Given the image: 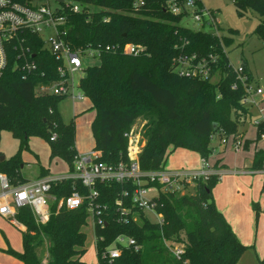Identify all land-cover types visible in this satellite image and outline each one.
Wrapping results in <instances>:
<instances>
[{
    "label": "trees",
    "instance_id": "obj_1",
    "mask_svg": "<svg viewBox=\"0 0 264 264\" xmlns=\"http://www.w3.org/2000/svg\"><path fill=\"white\" fill-rule=\"evenodd\" d=\"M28 3L30 0H16ZM82 10L64 9L65 25L62 39L72 50L101 48L98 63L86 66L78 81V89L96 111L90 129L98 160L117 165L127 162V137L133 124L141 121L139 167L157 170L167 157L169 147L184 148L207 158L212 152L211 140L234 134L239 115L249 114L240 103L244 91L236 82L235 74L222 54L220 42L229 48L235 29L221 30L220 37L204 31H193L181 26V14L174 15L165 9L167 0H76ZM182 2L184 0H176ZM238 16L254 12L259 22L254 29L264 40V0H231ZM200 7V0H194ZM88 6L98 8L88 11ZM29 59L34 69L29 73L16 68L19 63L16 50H7V66L0 79V129L8 130L18 142V149L7 160L0 161V172H5L13 183L22 182L19 174L20 151L27 146L30 136L43 137L49 147L50 158H60L68 169L76 156L74 148L75 127L63 124L56 110L63 96L49 93L35 94L37 84L47 85L57 81L60 62L50 53L40 38L28 35ZM125 43L141 45L144 52L136 56L115 50L105 51V45L122 46ZM183 45L185 52L207 54L213 52L219 61L214 70L221 78L217 82L180 77L173 73L171 60L177 54L176 46ZM251 72L244 61L240 63ZM56 134L51 141L50 135ZM258 138V129H256ZM247 140L244 141V147ZM1 155V152H0ZM253 169L264 168V151L253 155ZM218 175L197 180L192 192H161L155 210L160 222H152L142 212H131L126 222L120 219L116 201L129 207V197L123 189L130 184L98 183V205L103 225H95V252L98 264H236L246 249L222 215L217 211L211 190ZM74 186V187H73ZM75 188L80 193L86 189L67 180L52 185L51 192L60 198L68 196ZM255 211L258 204L253 203ZM88 201L74 209L51 205L45 224L36 223L30 209H18L16 220L25 226L22 232V252H7L22 264H85L81 260L86 252ZM132 237L139 246L122 247L118 257L109 260L102 252L118 235ZM48 241V257L44 262L36 248ZM178 246L182 253L176 258L171 247ZM264 264V257L259 260Z\"/></svg>",
    "mask_w": 264,
    "mask_h": 264
},
{
    "label": "built area",
    "instance_id": "obj_2",
    "mask_svg": "<svg viewBox=\"0 0 264 264\" xmlns=\"http://www.w3.org/2000/svg\"><path fill=\"white\" fill-rule=\"evenodd\" d=\"M54 1L61 6L50 8V0H30L28 3L0 0V79L7 66V50L10 47H14L19 60V63L15 65L16 68L27 73L34 69V62L29 59L30 48L27 45V37L36 35L41 39L44 48H47L60 62V65L57 67L59 79L47 85L37 84L34 89L35 94L49 93L63 97L70 95L72 100L84 99L80 90L75 95L69 90L72 87L70 75L76 71H83L86 60L98 61L101 48H92L88 45L85 48L72 50L62 39L63 27L66 22L64 9L68 8L72 12H78L82 10V5H68L64 3L65 0ZM136 5L142 6L143 1H138ZM165 9L171 14H181L182 17L191 18L194 25L197 26L196 29L191 30L204 31L220 37L221 29L214 10L205 9L202 5L199 7L194 0H184L181 3L176 0H167ZM42 34H45L46 38L42 37ZM45 42L48 43V47L45 46ZM176 47L178 52L171 60L173 73L180 77L211 82H217L221 78L218 70H214L219 61L217 54L209 52L201 55L196 52H185L183 45ZM116 48H120L121 52L132 56L144 52L143 46L133 43H125L120 47L110 45L103 47L105 51ZM220 48L228 60V48L222 42H220ZM228 66L231 67L236 79V82L230 87L235 89L239 83L244 91L240 103L248 109L249 114L251 106H255L258 113L261 114V118L254 121L253 125L255 129H258V139L264 140V105H262L264 104V89L254 85L252 74L249 75L241 64L233 66L228 60ZM247 115H239L238 124L240 121L243 122ZM124 135L128 139L126 148L128 161L119 162L114 166L99 161V152L92 149L84 154H76L72 169L63 174L13 183L6 174L0 173V215L16 224L18 209L28 207L36 223L45 224L49 218L52 204L56 203V210L63 206L67 209H74L79 207L83 201H88V213L94 228L95 225H103L98 205L94 204V200L98 196L96 184L115 182L131 185L130 190L123 189L121 194L123 197H129L130 208L122 206L120 198L116 201L120 219L123 222H126L129 213L137 211L142 212L152 222H160L161 215L156 212L155 207L157 197L161 192L183 194L187 192V187L194 186L197 180L219 174L213 166L207 163V158H201V166L195 171L186 169L173 171L164 168L163 165L157 170H142L138 163L140 143L136 142L137 140L130 131ZM228 138H231L234 148H244L245 138L238 130L234 134L222 135L217 141L219 144H225ZM55 139L56 134L52 133L50 140ZM260 172L264 174V168L260 169ZM67 180L72 181V185L80 183L86 191L80 193L73 188L68 196L56 198L51 192L52 185ZM147 212H150L155 218L151 219ZM122 247H132L134 250L139 248L132 237L121 234L116 236L112 243L104 249L102 257L112 260L120 255ZM170 250L176 258H179L182 253L178 246H172Z\"/></svg>",
    "mask_w": 264,
    "mask_h": 264
},
{
    "label": "rangeland",
    "instance_id": "obj_3",
    "mask_svg": "<svg viewBox=\"0 0 264 264\" xmlns=\"http://www.w3.org/2000/svg\"><path fill=\"white\" fill-rule=\"evenodd\" d=\"M64 3L68 5L80 4L79 1L76 0H65ZM202 4L205 9L214 10L216 12L219 28L224 31L223 33H226L227 28L238 31V35L234 36V41L228 48V60L233 66H238L242 61H244L252 74L254 85L264 89V40H261V38L254 33V29L259 22V16L254 12H247V14L242 17L238 16L231 0H202ZM49 6L54 9L61 5L54 0H50ZM88 11L94 13L98 11V8L95 6H88ZM179 24L190 29L197 28L188 16L182 17ZM42 37L46 38V35L42 34ZM45 46L48 47V43L45 42ZM85 63L86 66H91L98 63V61L88 59ZM83 74V71H76L70 75L72 78V87L69 90L74 95L79 91L77 83ZM256 98L258 99L259 97L257 96ZM56 110L63 124H70L71 122L74 124V148L76 153L84 154L91 151L94 148V138L91 133L90 125L95 117L96 111L92 108L89 100L85 98L72 100L71 96L67 95L58 100ZM260 118L261 114L258 113L256 107L251 106L250 114L247 115L245 123L238 125V131L244 135V138L252 139L249 150L242 147L234 148L231 138H228L225 144H220V146L218 145L216 148V151L223 150L222 153H219L218 155L228 168L241 166L243 159L250 156V150H252L251 146L253 143L258 144L260 141L261 143H264V140H254L257 135L255 133L253 123ZM141 123L142 122L138 120L130 129L132 136L138 143H140L139 132ZM214 143L216 145V140L212 139L211 145ZM17 149V140L11 136L8 130L1 128L0 156L7 160L15 154ZM168 149L169 151L172 150L170 147ZM216 151H214L215 153L212 151V153L208 155L206 160L209 165L214 163V159L217 157ZM19 160L20 163L18 165L19 167L22 166L20 172L27 178H34L40 170V167L49 169L50 174L62 172L66 168L65 162H63L60 158H50L48 143L43 137L39 136H30L28 138L27 146L20 151ZM0 173L6 174L5 172ZM256 188L257 187L254 185V189L257 190V196H264V190H262V187L258 189ZM187 192H192L191 185L187 187ZM259 197H256L250 202V207L252 208V203L257 202L259 207L258 214H261V208H264V199H259ZM147 213L148 216H151V219L155 218L150 212ZM12 225L13 224H11V226ZM15 231H17L16 228ZM82 231L86 234V252L82 257V260L85 264H98L95 253L96 238L93 233V223L91 217L87 218V224L82 227ZM47 248L48 241L46 240L42 245V252L40 254L42 255V260L44 262L48 257ZM15 258L19 260V258ZM236 264H259V262L256 260L254 252H247L244 250V252H242L239 256Z\"/></svg>",
    "mask_w": 264,
    "mask_h": 264
},
{
    "label": "crops",
    "instance_id": "obj_4",
    "mask_svg": "<svg viewBox=\"0 0 264 264\" xmlns=\"http://www.w3.org/2000/svg\"><path fill=\"white\" fill-rule=\"evenodd\" d=\"M200 2L203 6L202 0ZM245 120L240 121L239 124L245 123ZM257 139L256 137L254 140L257 141ZM245 140H247V144L244 149L249 150L252 139L245 138ZM218 145L220 146L217 140L216 145L215 143L211 145L213 153H215L214 151H216ZM251 147L250 156L243 159L242 165L232 168H228L219 158L218 154L222 153L223 150L216 151L217 157L211 165L214 170L219 172V178L213 186L211 194L217 211L229 225L237 240L246 247L247 252H254L256 260L259 262L264 257V208H261L262 212L258 214L259 207L255 211L253 203L252 208L250 207V202L259 197L254 185L257 187L256 189L262 187V190H264V174L260 172V169L252 168L253 155L256 151H264V143H261V141L258 144L253 143ZM200 160L201 157L196 152L184 148H174L165 158L163 166L173 171L180 169L195 171L201 166ZM21 167H19V174L24 178V181L35 180L48 175L63 174L69 170L66 164L64 171L50 174L49 169L40 167L34 178H27L20 172ZM259 199H264V196L259 197ZM24 231L25 226L23 224L18 221L14 224L10 219L0 215V264H22L21 260H17L7 250L11 249L17 253L22 252V232ZM36 252L40 256L42 246L37 247Z\"/></svg>",
    "mask_w": 264,
    "mask_h": 264
},
{
    "label": "water",
    "instance_id": "obj_5",
    "mask_svg": "<svg viewBox=\"0 0 264 264\" xmlns=\"http://www.w3.org/2000/svg\"><path fill=\"white\" fill-rule=\"evenodd\" d=\"M59 2H62L63 0H58ZM4 158L0 156V161L3 160Z\"/></svg>",
    "mask_w": 264,
    "mask_h": 264
}]
</instances>
